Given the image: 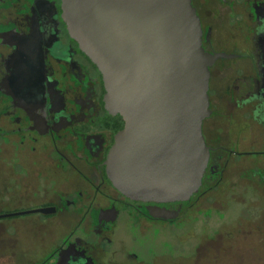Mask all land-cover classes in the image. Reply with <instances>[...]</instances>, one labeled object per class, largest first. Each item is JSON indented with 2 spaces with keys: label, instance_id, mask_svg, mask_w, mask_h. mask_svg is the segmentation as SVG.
<instances>
[{
  "label": "flooded vegetation",
  "instance_id": "1",
  "mask_svg": "<svg viewBox=\"0 0 264 264\" xmlns=\"http://www.w3.org/2000/svg\"><path fill=\"white\" fill-rule=\"evenodd\" d=\"M192 4L204 50L220 56L203 124L210 159L188 201L154 203L130 199L109 178L125 122L108 109L63 1L0 0V264L204 263L208 253L199 261L148 241L212 209L214 193L225 203L241 186L264 188V0Z\"/></svg>",
  "mask_w": 264,
  "mask_h": 264
},
{
  "label": "water",
  "instance_id": "2",
  "mask_svg": "<svg viewBox=\"0 0 264 264\" xmlns=\"http://www.w3.org/2000/svg\"><path fill=\"white\" fill-rule=\"evenodd\" d=\"M62 1L71 36L103 76L108 109L125 122L107 161L114 186L132 200L188 201L209 164L203 124L220 57L203 48L192 0Z\"/></svg>",
  "mask_w": 264,
  "mask_h": 264
},
{
  "label": "rangeland",
  "instance_id": "3",
  "mask_svg": "<svg viewBox=\"0 0 264 264\" xmlns=\"http://www.w3.org/2000/svg\"><path fill=\"white\" fill-rule=\"evenodd\" d=\"M258 150L264 151V146L259 144ZM258 167L264 168V157L258 159ZM215 195L205 204L212 209L148 242L157 250L166 243L178 253L192 250L199 261V256L209 254L207 262L194 264H264V188L258 183L255 192L241 186L225 203L215 202Z\"/></svg>",
  "mask_w": 264,
  "mask_h": 264
}]
</instances>
